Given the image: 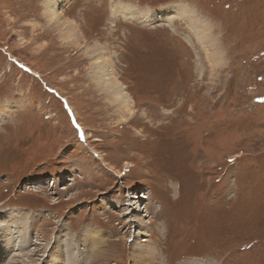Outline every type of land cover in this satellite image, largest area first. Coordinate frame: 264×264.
<instances>
[{
  "label": "rangeland",
  "instance_id": "rangeland-1",
  "mask_svg": "<svg viewBox=\"0 0 264 264\" xmlns=\"http://www.w3.org/2000/svg\"><path fill=\"white\" fill-rule=\"evenodd\" d=\"M175 3L208 50L183 15L146 23ZM49 4L0 0V221L20 215L3 264H264V0Z\"/></svg>",
  "mask_w": 264,
  "mask_h": 264
},
{
  "label": "bare ground",
  "instance_id": "bare-ground-1",
  "mask_svg": "<svg viewBox=\"0 0 264 264\" xmlns=\"http://www.w3.org/2000/svg\"><path fill=\"white\" fill-rule=\"evenodd\" d=\"M68 1L69 0H50V4L48 7V9H49L48 13L57 14L58 13L57 11L59 10L58 8L65 5ZM131 7H133V6L129 5V7H127L125 5H123V6L120 5L119 11L121 13H123L127 18L131 19V18H133V13H135V9L134 8L132 9ZM160 10H161L160 11L161 13L159 11H156V10H154V11L150 10V12H152V17L146 23H156V22L161 21L162 19L168 20L172 17L182 18V15H183L184 16L183 18L185 20L188 19V21H191V22L195 23V25H196V23H197L196 19L200 18L192 8H187L186 6H183V5L178 4V3L175 6H173L172 8H164L163 7V9H160ZM57 15L59 16L61 14L59 13ZM194 21H196V22H194ZM197 24H199V23H197ZM205 25L206 24H201V25L199 24L198 27L193 26L192 31L194 32V36L197 39V41H199L201 44L205 45L206 50H208L207 48H209V46H213L212 44H214V41H216V40H214L213 37H210V33H211V31L209 29L210 24L206 25V26ZM107 57L108 56L103 54V56L101 58L95 59L96 68H95V70L94 69L93 70L99 76L102 84L107 89V91H109V93L113 94V96L121 104L123 109L131 112L134 109L133 108V100H132L131 96L129 94H127V92L125 91V87L123 85H121V83L118 79V76H116L114 74V71H113L114 68H112L113 66L111 64L112 61H110ZM209 57L215 65H218L220 63L219 60L222 59L219 54L217 56L216 52L214 54L210 55ZM7 213L8 214L5 216V218L3 217V219H1L2 221H0V224H4L2 227L0 226L1 227L0 233H2V232L7 233L8 232V237L13 239V238H15V235L13 234L12 227H15L14 222L17 220V217L20 215L15 211L7 212ZM9 221L10 222L13 221V223L11 224ZM17 229H18V227H17ZM98 234L99 233H96L97 236H95L94 230H91V229L84 230L82 232V236L84 238L83 240L85 242H89V244L95 243L99 239ZM56 238L57 237H55V239ZM0 239L4 240L3 238H0ZM6 242H8V241H6ZM62 249H64V247H62L61 250ZM4 250H5V246L0 244V264H3L7 261L6 260L7 257H6V259L4 258L5 257L4 256Z\"/></svg>",
  "mask_w": 264,
  "mask_h": 264
}]
</instances>
